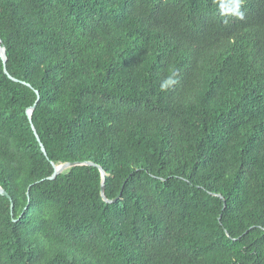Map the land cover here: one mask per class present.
<instances>
[{
  "label": "trees",
  "instance_id": "1",
  "mask_svg": "<svg viewBox=\"0 0 264 264\" xmlns=\"http://www.w3.org/2000/svg\"><path fill=\"white\" fill-rule=\"evenodd\" d=\"M0 38V264H264V0H0ZM83 161L116 202L47 180Z\"/></svg>",
  "mask_w": 264,
  "mask_h": 264
},
{
  "label": "water",
  "instance_id": "2",
  "mask_svg": "<svg viewBox=\"0 0 264 264\" xmlns=\"http://www.w3.org/2000/svg\"><path fill=\"white\" fill-rule=\"evenodd\" d=\"M0 56L2 57V60L4 62V71L5 73L11 78L13 79L14 81H17L19 82V80L13 78L8 69H7V62H8V57H7V51H6V47L3 45V41L2 39L0 38ZM26 84V83H25ZM37 95H38V100L40 99V94L39 92H37ZM36 109V104L29 108L28 110V116H29V120L32 124V128H33V131L42 147V151L43 153L48 156V153H47V150L44 146V144L42 143V140L37 132V129L36 127L34 126L33 124V113ZM53 166H54V173L52 174V176L48 177L47 180H56L58 178V176H60L61 174L71 170L72 168H75V167H79V166H93V167H97L100 172H101V175H102V184H101V195H102V198L103 200L106 202V203H114L116 202L117 199H114V200H111L109 198H107L106 196V193H105V190H106V177H107V172L104 170L103 167L99 166L98 164L92 162V161H83V162H66V163H61V164H56V163H52ZM0 194L4 197H7L9 200L12 201V198L10 196V194L2 187L0 186ZM215 196L219 197L220 199H222V201L224 202V208L227 206V202L224 198L223 195L221 194H214ZM12 208H13V204H12Z\"/></svg>",
  "mask_w": 264,
  "mask_h": 264
}]
</instances>
